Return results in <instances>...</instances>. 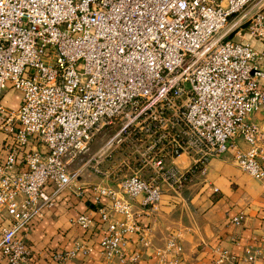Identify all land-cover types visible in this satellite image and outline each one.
Returning a JSON list of instances; mask_svg holds the SVG:
<instances>
[{
  "label": "built area",
  "instance_id": "1",
  "mask_svg": "<svg viewBox=\"0 0 264 264\" xmlns=\"http://www.w3.org/2000/svg\"><path fill=\"white\" fill-rule=\"evenodd\" d=\"M255 1L0 0V211L7 216L0 255L6 264L27 263L30 250L17 231H27L52 206L47 188L58 193L71 186L73 164L116 126L91 154L97 174L103 155L117 172L131 171L117 192L92 188L97 201L107 200L99 215L108 260L122 257L124 235H141L132 201L141 197L148 213L159 209V181L181 187L209 159L231 152L240 171L264 184V6L228 28ZM231 32L238 41L225 39ZM6 90L19 94L15 108L4 105ZM181 155L193 159L185 170L174 163ZM77 224L88 229L92 221L81 215ZM166 250L177 264V238H169ZM211 264H257V256L218 248Z\"/></svg>",
  "mask_w": 264,
  "mask_h": 264
},
{
  "label": "crops",
  "instance_id": "2",
  "mask_svg": "<svg viewBox=\"0 0 264 264\" xmlns=\"http://www.w3.org/2000/svg\"><path fill=\"white\" fill-rule=\"evenodd\" d=\"M14 98L16 107L19 94ZM97 141L73 164L71 186L58 193L47 188L53 197L52 206L34 218L27 231H17V239L30 250L25 264H172L175 254L166 250L171 237L177 238L182 249L177 264H211L218 248L235 256L250 249L257 256V264H264V184L240 171L231 152L209 159L205 171L193 175L181 187L159 181L162 198L155 212L144 211L141 197L133 200L131 211L143 229L141 235H124L121 258L103 257L100 241L106 236V225L100 221L99 209L107 200L97 201L92 188L101 186L117 192L119 179L131 175V171L125 167L117 172L114 160L101 158L102 174L93 172L91 154L99 148ZM118 157L126 160L127 156ZM174 163L185 170L193 159L181 155ZM127 164L132 167V163ZM150 175L142 171L144 178ZM81 215L92 221L88 229L77 224ZM122 218L112 216L115 221ZM235 218L240 219L239 225L234 224ZM6 220V214L0 211V223ZM81 249L90 251L84 254ZM72 251L74 256L63 262L56 259ZM0 264H6L1 255Z\"/></svg>",
  "mask_w": 264,
  "mask_h": 264
},
{
  "label": "rangeland",
  "instance_id": "3",
  "mask_svg": "<svg viewBox=\"0 0 264 264\" xmlns=\"http://www.w3.org/2000/svg\"><path fill=\"white\" fill-rule=\"evenodd\" d=\"M264 6V0H256L255 3L251 6H249L248 8H246L242 13H240L239 15H237L236 17H234V19L229 23L228 28L232 29L231 27L237 26L239 23H245L248 18L250 17V15H252L253 13H255L260 7ZM228 38H232L234 41H238L239 37H234L233 32L227 34V37L225 36V39ZM17 92H14L12 90H6L3 93V102L4 105L8 106L9 108H15V104H16V99L14 97L17 96ZM19 100V99H18ZM118 128V126L114 127L112 130H105L103 131L102 134H100L97 137V145L96 147H99L98 149H100L101 147L103 148L104 145L106 144V142L113 136V134L115 133L116 129ZM104 153H102L103 155ZM104 157V155L102 156V158Z\"/></svg>",
  "mask_w": 264,
  "mask_h": 264
}]
</instances>
